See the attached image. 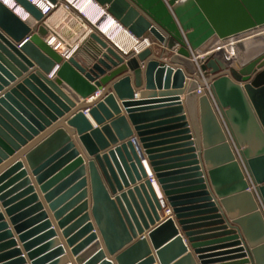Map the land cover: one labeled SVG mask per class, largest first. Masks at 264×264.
Instances as JSON below:
<instances>
[{
  "label": "water",
  "instance_id": "obj_1",
  "mask_svg": "<svg viewBox=\"0 0 264 264\" xmlns=\"http://www.w3.org/2000/svg\"><path fill=\"white\" fill-rule=\"evenodd\" d=\"M15 1L36 21L0 0V264H264V49L213 52L264 48V0H94L161 49L88 20L68 58Z\"/></svg>",
  "mask_w": 264,
  "mask_h": 264
},
{
  "label": "bare ground",
  "instance_id": "obj_2",
  "mask_svg": "<svg viewBox=\"0 0 264 264\" xmlns=\"http://www.w3.org/2000/svg\"><path fill=\"white\" fill-rule=\"evenodd\" d=\"M74 1L75 0H58V4L54 8L53 12L57 10L58 12H65L67 14L65 16L66 20H62L60 24H57V22H54L51 18L49 19L48 14H47L45 18L47 17L48 18L43 22L46 28L48 29V35L46 36V42H48L53 47V49L58 51L61 55L63 56L71 55L74 52H76V50L79 47H81L82 49L83 47L90 48L88 35H89V32L91 31V26L87 28V26L84 24V22L86 23L88 20L89 22L94 23V24L99 23L98 26L100 30L104 33V35L108 36L112 40V42L120 50H122L125 53H129L131 51L139 52L145 49L146 47H148L147 41H141L135 38L113 16H111L110 14L101 15L100 13L103 10L102 8L99 7V9L94 12L93 5L97 4L94 0H83V2L77 6L73 4ZM106 20H107L106 25L105 26L102 25L103 23H105ZM35 21H36L35 19L29 17L30 23L33 24L35 23ZM63 25L67 29H69L67 27L69 25L70 27H72L73 25H76L77 31H79L80 28L82 29L84 28V35L82 36L83 38L70 44V42H72L74 34L71 33L73 34L72 37H70L68 33L65 34V31H62L63 29H61V26ZM253 38H254V35L253 33H251L243 37L241 40H237L236 42H240L246 39L247 40L246 42L251 44L252 43L251 39ZM230 43L231 44L233 43L232 39H231V42L230 41L228 42L229 44L228 46H230ZM257 45L260 46L261 43H258ZM224 47L226 48V46ZM226 59L228 62H234L236 60L235 52L231 48H229V52L227 53ZM243 61L244 60L241 59L238 61V63L241 65Z\"/></svg>",
  "mask_w": 264,
  "mask_h": 264
},
{
  "label": "rangeland",
  "instance_id": "obj_3",
  "mask_svg": "<svg viewBox=\"0 0 264 264\" xmlns=\"http://www.w3.org/2000/svg\"><path fill=\"white\" fill-rule=\"evenodd\" d=\"M53 13V12H52ZM52 13H50L49 14V16L48 17H50L51 15H52ZM67 14L65 13V12H59V13H56L55 14V16L53 17V21L54 22H57V24H60L61 23V21L65 18V16H66ZM47 17V18H48ZM56 17V18H55ZM47 18H44V21L47 19ZM64 20H66V18L64 19ZM84 24L87 26V28H89L90 26H89V24L86 22H84ZM69 29H67L64 25L63 26H61V29H63L62 31H65V34H69V36L70 37H72V35L73 34H71V33H74V35L77 33V28L75 29L73 26L72 27H70V25L69 26H67ZM70 28H71V30H70ZM68 30V31H67ZM73 30V31H72ZM72 31V32H71ZM70 32V33H69ZM73 35V36H74ZM77 36V35H76ZM235 40V39H234ZM234 40H233V43L231 44V47L232 46H234V48H233V51L235 52V56H237V57H239V59L240 58H242L243 60H248V59H250L251 57H253L254 55H256V54H258V53H260V52H262L263 51V47H260V46H262V44L259 46V45H257V44H255V43H247L246 41V39L245 40H243V41H240V42H236V40H235V43H234ZM152 41H153V46H154V49H156L155 51L156 52H159L160 51V49H161V44H159L157 41H155L154 39H152ZM156 44V45H155ZM253 44V45H252ZM252 45V46H251ZM216 51H221V56L224 58V59H226V56H227V53L229 52V48L228 47H223V48H216L213 52H216ZM195 56H198V57H202V56H204V55H200V54H195ZM193 57H194V54L193 53H191V58L193 59ZM229 63V65L230 66H232V63L231 62H228ZM199 64H200V62H199ZM198 66V65H197ZM210 96H211V94H209ZM212 97V96H211ZM220 116V118H221V123H222V125L225 127V129H228V127H227V124H226V122H225V120H224V118L223 117H221V115H219ZM250 187H252V184L250 183ZM250 187H249V189H250ZM250 190H253V189H250Z\"/></svg>",
  "mask_w": 264,
  "mask_h": 264
},
{
  "label": "built area",
  "instance_id": "obj_4",
  "mask_svg": "<svg viewBox=\"0 0 264 264\" xmlns=\"http://www.w3.org/2000/svg\"><path fill=\"white\" fill-rule=\"evenodd\" d=\"M7 5H9V7H11V8H14L15 9V11L19 14V15H21V17L23 18V19H28L29 18V13H27V12H25L22 8H20V6H17V4H16V1L15 0H3ZM42 12H43V14L46 16L47 14H49V13H52L53 11H54V8L57 6V4H58V0H56L55 2L54 1H52V0H31ZM83 2V0H75L74 1V5L75 6H77V5H79V4H81ZM97 3V2H96ZM94 6V8H93V10H94V12L95 11H97L98 9H99V7L100 8H102L103 10L101 11V15H105V14H108L107 13V11H106V9H105V7H103V6H101V5H99L98 3L97 4H95V5H93ZM85 14V13H84ZM141 41H147V46L149 47V46H152L153 45V41H152V39H150V38H148V37H145V38H143V39H141ZM176 51H177V48L175 49ZM175 51V52H176ZM70 55H64L63 57L64 58H68ZM198 58V56H195L194 55V57H193V59L195 60V62H196V64L199 66V60L197 59ZM204 89H205V91L208 93V94H211V96H212V92H211V89H210V85L209 84H207L205 87H204ZM201 91V87H199L198 89H197V92H200ZM100 93V91L98 90V91H96L95 92V95H98ZM87 112V111H86ZM218 113L221 115V117H222V114H221V112L219 111V109H218ZM237 151H238V149H236ZM246 173H247V175H248V179H249V182L252 184V187H250V189H253V191H255V185L253 184V182H252V180H251V177H250V175H249V173L247 172V170H246ZM149 177L153 180V183H155V180H154V178H153V175H152V173L151 174H149ZM161 196V194H159V197ZM170 210H167V212H169Z\"/></svg>",
  "mask_w": 264,
  "mask_h": 264
},
{
  "label": "crops",
  "instance_id": "obj_5",
  "mask_svg": "<svg viewBox=\"0 0 264 264\" xmlns=\"http://www.w3.org/2000/svg\"><path fill=\"white\" fill-rule=\"evenodd\" d=\"M56 13H59L58 12V10L57 11H55V12H53L52 13V15L49 17V19L51 18V19H53V17H54V15L56 14ZM48 16H49V14H48ZM66 18V17H65ZM64 18V19H65ZM63 19V20H64ZM32 20V19H31ZM49 21H51V20H49ZM33 22V21H32ZM106 23H107V20L105 21V23H103L102 25H106ZM74 26V28L76 29L77 27H76V25H73ZM74 34V33H73ZM77 35V36H76ZM84 35V28L82 29V28H80V30L79 31H77V33L74 35V37H73V39H72V42H70V44L71 43H73V42H75V41H77V40H80L81 38H83L82 36ZM156 45V44H155ZM177 49L179 48V46L178 47H176ZM176 48H174V49H172V50H169V51H167V53H168V55L169 54H172V53H174L176 50ZM156 50V49H155ZM54 72H55V70H54ZM53 72V73H54ZM53 73H52V75H49V77H51V76H53ZM206 78L202 75V80H205ZM64 89V88H63ZM65 90V89H64ZM66 92H67V90H65ZM68 93V92H67ZM100 94V93H99ZM98 94V95H99ZM98 95H94V96H98ZM92 97V98H95V97ZM181 96H183V95H181ZM77 97V96H76ZM136 98H139V91H137L136 92ZM76 101V103L77 104H79L80 102H82V101H85V99H82L80 96H78L77 97V99L75 100ZM87 116H88V118H89V120H90V122L93 124V126H97L96 125V123H95V121H94V119L92 118V116L90 115V114H87ZM153 175V174H152ZM154 176V175H153ZM156 184V183H155ZM157 186V185H156ZM157 189H158V187H157ZM160 199H163V209H164V211L169 207L168 205H167V202H165L164 201V195L163 194H161V196L159 197ZM168 213V214H167ZM172 212L171 211H169V212H165V213H162L161 212V216H162V218H164V217H166V216H168V215H170ZM207 234H218L217 232H213V233H207ZM201 235H204V234H201ZM217 240H219L218 238H211V239H203L201 242H203V244L204 243H207V242H215V241H217ZM186 241V240H185ZM234 255V254H233ZM233 255H228L229 257H232ZM220 257H213V258H211L212 260H218ZM240 260L241 259H229V260H227V261H221V262H214V263H212V264H237V263H239L240 262Z\"/></svg>",
  "mask_w": 264,
  "mask_h": 264
}]
</instances>
